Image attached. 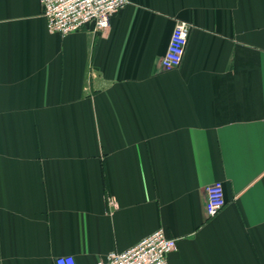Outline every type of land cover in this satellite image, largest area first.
<instances>
[{
	"label": "crops",
	"instance_id": "1",
	"mask_svg": "<svg viewBox=\"0 0 264 264\" xmlns=\"http://www.w3.org/2000/svg\"><path fill=\"white\" fill-rule=\"evenodd\" d=\"M128 1L61 35L0 0V264H97L158 228L170 264H264V0Z\"/></svg>",
	"mask_w": 264,
	"mask_h": 264
},
{
	"label": "built area",
	"instance_id": "2",
	"mask_svg": "<svg viewBox=\"0 0 264 264\" xmlns=\"http://www.w3.org/2000/svg\"><path fill=\"white\" fill-rule=\"evenodd\" d=\"M48 31L66 35L91 25L95 31L109 27L112 14L123 8L128 0H40ZM191 23L178 19L172 30L167 50L162 58L165 69L178 67L187 47ZM206 213L215 216L225 205L223 184L216 181L206 189ZM177 238L168 236L164 228L143 237L136 244L108 252L97 264H170L169 254L177 250ZM57 264H77L71 254L56 258Z\"/></svg>",
	"mask_w": 264,
	"mask_h": 264
}]
</instances>
